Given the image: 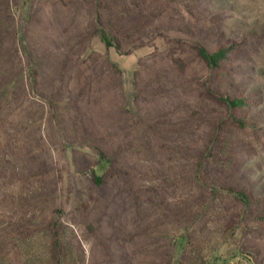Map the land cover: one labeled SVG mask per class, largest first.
Wrapping results in <instances>:
<instances>
[{
    "label": "rangeland",
    "instance_id": "rangeland-1",
    "mask_svg": "<svg viewBox=\"0 0 264 264\" xmlns=\"http://www.w3.org/2000/svg\"><path fill=\"white\" fill-rule=\"evenodd\" d=\"M183 27L238 38L260 127ZM262 118L264 0H0V264H264Z\"/></svg>",
    "mask_w": 264,
    "mask_h": 264
},
{
    "label": "trees",
    "instance_id": "trees-1",
    "mask_svg": "<svg viewBox=\"0 0 264 264\" xmlns=\"http://www.w3.org/2000/svg\"><path fill=\"white\" fill-rule=\"evenodd\" d=\"M183 28L185 31H188L189 33L191 32L196 38V41L194 42L197 43L200 56L205 60L210 69L213 70L212 73L214 74V81L216 85L215 90L219 94L218 97L232 110L233 121L242 127L248 126L249 122L254 127H260L254 122V120H252L256 116H259L258 112L260 114V108L250 110L248 108V105L251 102L250 97L246 95L245 92H242V88L234 81L229 78H223L228 70L238 73V71L242 69L240 65L241 63L239 62L235 63L234 66L229 64V68L225 64V60L228 59L227 54L240 44L238 38L227 37L224 33L219 34L208 31V33L205 34L202 30L196 29L192 31L188 30V28ZM95 31L99 34L106 47L109 48L115 46L113 38L110 36L105 27L100 26ZM86 63L87 61H76L75 66L82 68L85 67ZM238 76L240 75L238 74ZM220 81L223 83H219ZM226 87H229L230 91H225V89H227ZM245 109H249V112H245ZM262 120H264V118H262ZM80 159L79 163L82 167H92V184L95 190L104 194L113 182L114 178L118 175L120 169L117 167V162H119V160L117 161L114 156L111 157L102 148L97 149V156L95 160L91 161L87 157ZM241 191L242 192H239L240 194H246L245 191ZM254 198L258 199L256 197ZM262 214H264V212H262Z\"/></svg>",
    "mask_w": 264,
    "mask_h": 264
}]
</instances>
